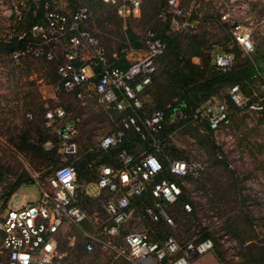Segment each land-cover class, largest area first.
I'll use <instances>...</instances> for the list:
<instances>
[{
  "label": "rangeland",
  "instance_id": "374dc122",
  "mask_svg": "<svg viewBox=\"0 0 264 264\" xmlns=\"http://www.w3.org/2000/svg\"><path fill=\"white\" fill-rule=\"evenodd\" d=\"M31 1L36 6L37 0H0V43L7 42L8 34L14 35L17 29L26 28V11ZM163 2L143 0L139 15L125 19L99 0H51L49 7L69 11L84 4L89 14L83 26L99 38L110 62L115 61L112 53L124 45L139 48L148 29L169 35L171 41L157 58L156 71L141 93L145 111L159 109L156 107L158 103L165 106L167 101L174 99L170 95L168 74H176L185 59L197 62L199 57L191 54L192 51L207 53L210 61L213 43L221 47L232 46L234 42L228 26L231 20L249 27L254 46L248 56L240 50L238 58H249L257 67V72L245 82L244 90L252 86L261 89L264 84V0H194L192 15L197 20L196 26L175 33L157 17ZM223 12H228L226 19L220 18ZM17 15H20L18 20ZM64 46L61 41L53 47L55 61L61 60ZM137 54H129L123 62ZM53 63V60L31 55L14 61L9 52L0 48L2 191L12 182L27 179L13 190L9 201L12 207L18 204L21 195L25 201L33 200L37 196V184L62 161L50 139L53 135L43 124L41 109L60 104L68 117L76 119V153L72 156L75 159L96 151L99 137L110 131L119 117L118 112L104 107L94 96L82 102L68 93L57 94L52 89ZM226 93L227 87H223L215 98L226 100L228 122L209 134L205 123L180 119V112L167 116L166 124L174 123L166 134L168 156L183 159L188 167L185 176H173L181 193L179 199L169 206L174 224L149 222L142 215L141 206L150 199L142 195L135 202L131 217L113 237L117 248L122 247L124 232L144 228L151 238L171 233L180 242L208 235L213 247L200 254L194 264H215L209 252L217 254L220 264H264V114L235 107L227 100ZM133 144L132 149L140 152L141 145ZM90 198L82 202L87 215L102 220L105 213L101 200ZM186 200L190 209L183 211L180 204ZM87 234L105 237L88 219L79 225L64 224L57 230V248L61 253L59 264H65V247H71L74 242L83 252L82 264H122V256L97 242L90 250L83 249ZM126 260L125 264H132Z\"/></svg>",
  "mask_w": 264,
  "mask_h": 264
},
{
  "label": "built area",
  "instance_id": "2783aa9c",
  "mask_svg": "<svg viewBox=\"0 0 264 264\" xmlns=\"http://www.w3.org/2000/svg\"><path fill=\"white\" fill-rule=\"evenodd\" d=\"M100 1L125 19L139 15L143 0ZM194 6V0H164L157 17L170 32L193 29L197 23L192 15ZM88 14L84 4L61 11L48 7L45 2L38 20L25 29H17L14 35L8 34L7 41L21 42L19 47L9 51V56L14 61L24 55L55 59L53 47L63 41L65 46L61 60L55 65L57 79L52 89L56 93H71L82 102L94 96L104 107L119 113L115 126L99 137L98 147L117 145L132 132L140 139L150 134L147 149L135 155L122 148L115 155L117 165L99 163L92 180L77 182L73 165L65 162L68 156L76 153V119L68 117L60 104L44 107L43 124L57 138L56 149L62 161L37 184V196L31 201L21 196L18 204L12 207L9 201L13 194H10L3 203L0 183V264H58L61 253L57 248V230L64 224L79 225L86 219L105 235L87 234L86 250L97 242L132 264H145L144 258L150 259L146 264H188L192 257L212 249L213 241L208 235L180 242L171 233L151 238L149 231L143 228L124 232L121 248L112 241L120 226L131 217L135 202L146 191L150 201L141 206L142 215L151 223L174 224L167 206L176 201L180 187L174 180L158 176L162 166L156 155L164 146L160 135L164 113L161 109L145 111L141 101V93L156 70L157 57L165 41L148 29L139 48L124 45L112 53L113 58L118 59V56L126 59L133 52L138 53L137 56L124 65L113 64L99 38L83 26ZM227 15L228 12H223L220 18L226 19ZM15 18L18 20L20 15ZM228 26L231 41L248 56L254 48L249 27L232 20ZM233 60L231 49L216 43L211 45L210 62L217 70H227ZM227 96L235 107L264 114V84L261 89L252 86L243 90L240 84L232 83L227 87ZM189 119L216 130L228 122L227 102L212 96L193 106ZM167 168L174 176H183L188 169L187 163L180 158L168 159ZM84 196L101 200L105 213L102 220L87 215L81 203ZM182 208L189 210V202L183 201Z\"/></svg>",
  "mask_w": 264,
  "mask_h": 264
},
{
  "label": "trees",
  "instance_id": "16d2710c",
  "mask_svg": "<svg viewBox=\"0 0 264 264\" xmlns=\"http://www.w3.org/2000/svg\"><path fill=\"white\" fill-rule=\"evenodd\" d=\"M45 2H47L48 7L51 5V0H37L36 6L34 2L32 1L30 2L29 7L26 11V25L27 26L31 22L36 21L41 17V13L43 11V4ZM157 34L160 37H162L165 41V47L162 53L157 57L159 58L164 53L165 48L167 47L171 39L169 35L167 34H163V33H157ZM20 45H21V42H19V40H11V41H7L6 43H0V48L2 50L9 52L11 49L19 47ZM224 47L231 49L234 53V60L231 66L225 71L217 70L209 61V55L207 53H202L200 52V50H195V51H192L191 54H194L199 57V60L197 62L191 61L190 59H185L183 61L182 67L180 68V70L177 71L176 74H172V73L168 74V86L171 89L170 95L171 97L173 96L172 98L174 99L167 101V105L165 106L159 103L156 105V107L158 108L160 107L159 109H161L164 113V121L162 123V127L160 130V135L163 138L164 146L156 152L157 158L159 159L161 166H162L161 171L159 172L158 176H164L168 179L174 180L173 178L174 175H172L168 171L167 161L170 158H178L177 156L175 157L168 156V154H170V150L167 145L166 134L169 129L174 127V123L166 124L167 116L175 112H180L182 115L180 119L183 118L187 120L189 119V114H190L192 107L195 106L197 103L207 100L211 98L212 96H216L223 87H228L232 83L240 84V86L244 90L243 86L245 85V82L257 72V67L255 66L253 60L249 58L238 59L241 51L235 43H233L231 47H226V46ZM118 57L119 59L113 58L115 61L114 62L112 61V63L124 65L126 62H123V58L121 56H118ZM51 60L54 61L52 74H53V82H55V80L57 79V75L55 72V65L57 61H55L54 59H51ZM48 62H51V61H48ZM153 74L151 75V78ZM58 93L65 94L66 92H58ZM68 94H71V93H68ZM226 98L227 100H229L227 93H226ZM148 111H151V110H148ZM40 116L42 117V121H43V109H41ZM50 132L53 135V136H50L51 137L50 139L54 141L55 147H56L58 140L55 137L54 133L52 131ZM206 132H208V134L211 132V129L207 128V126H206ZM149 138H150V134H148L146 138L140 139L136 134L129 132L117 145L108 146L104 149L96 145L97 146L96 151H94L93 153H85L84 155L80 156L78 159L72 158V156H68L65 162H70L73 165L77 182L87 181L95 176L94 169L97 164L107 163L110 165H117V159L115 155L118 150L124 148L128 152H132L135 155H137L139 151H135L134 148L132 149V146L134 145L133 142L135 144L139 143L141 145L140 149L144 150V149H147V143L149 141ZM209 142L211 146H214L211 140H209ZM24 181H27V179H20L15 182H12L8 185V187L5 190L2 191L3 203L8 198V196L13 192L17 184H19L20 182H24ZM174 181L176 182V180ZM146 192H144L142 195H147L150 199L149 193L148 192L146 193ZM180 194L178 195L176 201L179 199ZM88 199H91V198L88 196L82 197L81 203L86 202ZM182 202L183 201H181V204ZM181 204L180 206L182 209ZM170 205L167 206V211L169 214H170V211H169ZM157 223L163 224L162 222H157ZM152 238H156V237H152ZM58 245L59 243H57V246ZM77 245L78 244L74 242V244H72L71 247L70 246L65 247L66 253L63 256V259L67 260L65 264H82L83 263L82 262L83 254H81L83 252L81 251V248H79V246ZM82 247L84 249L83 244H82ZM214 256L219 262L220 260L216 253H214ZM120 262H122V264H125V259H123V261H120Z\"/></svg>",
  "mask_w": 264,
  "mask_h": 264
},
{
  "label": "crops",
  "instance_id": "0c3cea01",
  "mask_svg": "<svg viewBox=\"0 0 264 264\" xmlns=\"http://www.w3.org/2000/svg\"><path fill=\"white\" fill-rule=\"evenodd\" d=\"M12 194H14V192L13 193H11V195ZM21 195V194H20ZM22 197H24V195H21ZM24 199V198H23ZM207 252V251H206ZM209 253H211L212 255H213V257H211V255H210V257L212 258V260H214V262H215V264H220L219 262H218V260L216 259V257L214 256V254L212 253V252H209ZM202 254V253H201ZM199 255L200 254H198V255H196V256H194V257H192L191 259H190V261L188 262V264H194V263H196V260H197V258L199 257ZM142 262H144L145 264L147 263V262H150V259L149 258H144V259H142Z\"/></svg>",
  "mask_w": 264,
  "mask_h": 264
}]
</instances>
